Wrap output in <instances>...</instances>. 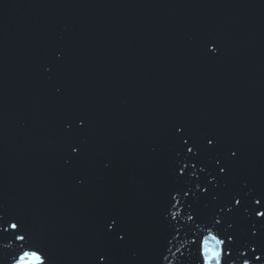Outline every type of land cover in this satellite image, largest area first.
<instances>
[{
    "label": "water",
    "instance_id": "1",
    "mask_svg": "<svg viewBox=\"0 0 264 264\" xmlns=\"http://www.w3.org/2000/svg\"><path fill=\"white\" fill-rule=\"evenodd\" d=\"M78 116L85 153L66 165ZM177 119L237 144L234 180L264 187V0H0V209L51 264H89L116 214L132 236L116 264H167L152 149ZM169 247L193 264L184 229Z\"/></svg>",
    "mask_w": 264,
    "mask_h": 264
},
{
    "label": "snow or ice",
    "instance_id": "2",
    "mask_svg": "<svg viewBox=\"0 0 264 264\" xmlns=\"http://www.w3.org/2000/svg\"><path fill=\"white\" fill-rule=\"evenodd\" d=\"M217 50L213 42L212 51ZM87 128L83 116L64 121L66 165L82 159L85 141L81 135ZM163 137L165 147L158 143L152 149L161 166L155 204L158 227L167 233L168 255L161 253L162 260L170 264L171 256L176 264H187L180 248L173 252L169 247L184 229L189 256L194 250L193 264H264V187L246 178L234 180L242 165L240 147L214 131L179 119L165 128ZM99 236L102 242L93 250L89 264H116L115 251L124 249L132 238L118 214L103 219ZM2 238H10L8 244L0 242V251L11 250L8 264H51L49 251L22 215L0 209Z\"/></svg>",
    "mask_w": 264,
    "mask_h": 264
}]
</instances>
